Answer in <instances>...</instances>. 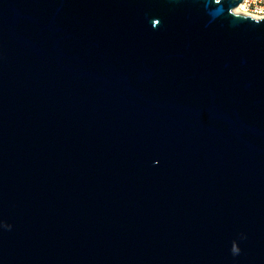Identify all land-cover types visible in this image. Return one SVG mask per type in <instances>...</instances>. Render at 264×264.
I'll return each instance as SVG.
<instances>
[{
  "label": "water",
  "instance_id": "1",
  "mask_svg": "<svg viewBox=\"0 0 264 264\" xmlns=\"http://www.w3.org/2000/svg\"><path fill=\"white\" fill-rule=\"evenodd\" d=\"M240 2L0 0V264H264Z\"/></svg>",
  "mask_w": 264,
  "mask_h": 264
},
{
  "label": "built area",
  "instance_id": "2",
  "mask_svg": "<svg viewBox=\"0 0 264 264\" xmlns=\"http://www.w3.org/2000/svg\"><path fill=\"white\" fill-rule=\"evenodd\" d=\"M242 5L245 8V12H241V15L251 17L255 20H261L264 18V0H241L233 11L235 12V9Z\"/></svg>",
  "mask_w": 264,
  "mask_h": 264
},
{
  "label": "snow or ice",
  "instance_id": "3",
  "mask_svg": "<svg viewBox=\"0 0 264 264\" xmlns=\"http://www.w3.org/2000/svg\"><path fill=\"white\" fill-rule=\"evenodd\" d=\"M241 12H245V8H244L243 5H242L241 7H239V8H237V9H235L234 14H235V15H239ZM246 14H247V13H246Z\"/></svg>",
  "mask_w": 264,
  "mask_h": 264
}]
</instances>
